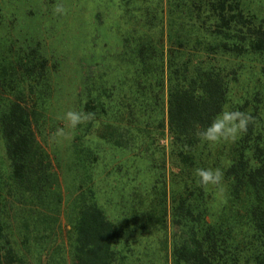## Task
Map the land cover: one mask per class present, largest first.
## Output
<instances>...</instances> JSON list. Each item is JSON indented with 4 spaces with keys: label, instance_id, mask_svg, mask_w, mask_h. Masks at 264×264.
Instances as JSON below:
<instances>
[{
    "label": "trees",
    "instance_id": "1",
    "mask_svg": "<svg viewBox=\"0 0 264 264\" xmlns=\"http://www.w3.org/2000/svg\"><path fill=\"white\" fill-rule=\"evenodd\" d=\"M118 10L115 45L80 60L73 110L93 116L71 129L65 232L59 164L37 134L58 62L30 34L9 29L0 46V264H264V20L243 0H122ZM245 78L254 82L239 106ZM224 105L253 118L248 132L201 144L196 127ZM144 127L167 131L176 171L160 176L143 151L133 161L144 188L126 194L116 160L143 147ZM196 168L220 169L222 187L199 185Z\"/></svg>",
    "mask_w": 264,
    "mask_h": 264
},
{
    "label": "rangeland",
    "instance_id": "2",
    "mask_svg": "<svg viewBox=\"0 0 264 264\" xmlns=\"http://www.w3.org/2000/svg\"><path fill=\"white\" fill-rule=\"evenodd\" d=\"M121 2L122 0H0V46L7 43L9 29L15 35H20L14 36V39L18 40L30 34L31 41L38 40L46 46V53L51 58V62H53L52 59L58 62L54 64L56 68H51L49 108L44 115L45 120L41 121L42 124L37 134L41 145L54 159V166L59 164L56 170L63 185L64 204L67 207V212L61 221L64 232L68 229L66 218L68 203L76 194L77 173L72 168L70 153L72 130L63 117L66 112L73 110L82 74L80 60L85 53L91 52L90 46L102 52L105 49H111L117 42L119 34L115 31L121 23L118 10ZM57 4L64 5L65 15L54 14V6ZM243 7L246 12L264 20V0H243ZM252 82L254 78L252 80L245 78L233 89L234 104L241 105L238 101L245 97L246 86L248 83L252 86ZM126 129L130 136L131 133H136L131 131L132 128L126 127ZM58 130H62L64 135L54 137ZM140 135L149 136L144 140L143 147L137 150L136 146H129V151L119 154L116 160L117 164L122 166L117 178L119 176L122 180L124 179V184H128L125 188L126 194L132 193L130 190L133 186L139 192L144 188L138 189L137 187L140 179L136 177L137 162L133 161L134 157L143 151L147 152L148 161L156 160L160 176L165 177L176 171V168L168 161L169 134L167 131L144 127ZM163 150L166 152L165 155L162 153ZM157 151L160 153H156ZM2 154L0 143V155L3 162ZM108 160L111 158L108 157ZM161 160L165 163H161ZM125 168L127 169L124 170ZM125 172L126 178H124ZM103 176L107 178L106 172ZM100 199L108 215L114 214L110 208V202L106 200L105 193L100 195ZM223 201L224 195L219 193L216 208ZM65 264L72 263L68 260Z\"/></svg>",
    "mask_w": 264,
    "mask_h": 264
},
{
    "label": "clouds",
    "instance_id": "3",
    "mask_svg": "<svg viewBox=\"0 0 264 264\" xmlns=\"http://www.w3.org/2000/svg\"><path fill=\"white\" fill-rule=\"evenodd\" d=\"M53 11L56 15L63 16L66 14V8L63 4L55 5ZM92 116V113L71 110L64 114L63 119L67 121L70 129H75L78 125L87 123ZM252 119L245 112L224 105L211 118L206 127L201 129L197 126L194 135L201 144L234 143L248 132ZM62 135H64L63 131L58 130L54 134V137ZM223 175V172L218 168H196L194 170L196 182L204 187L213 186L221 188Z\"/></svg>",
    "mask_w": 264,
    "mask_h": 264
}]
</instances>
